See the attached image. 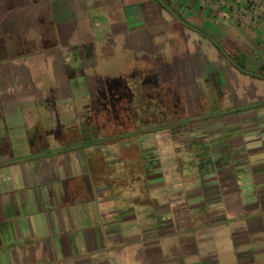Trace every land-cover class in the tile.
<instances>
[{"label": "crops", "instance_id": "0c3cea01", "mask_svg": "<svg viewBox=\"0 0 264 264\" xmlns=\"http://www.w3.org/2000/svg\"><path fill=\"white\" fill-rule=\"evenodd\" d=\"M148 75L181 119L102 140ZM0 264H264V0H0Z\"/></svg>", "mask_w": 264, "mask_h": 264}, {"label": "trees", "instance_id": "16d2710c", "mask_svg": "<svg viewBox=\"0 0 264 264\" xmlns=\"http://www.w3.org/2000/svg\"><path fill=\"white\" fill-rule=\"evenodd\" d=\"M215 44L234 65L243 71L222 44L219 42H215ZM153 77L148 75L142 77L144 80H132L131 96L128 95L127 88L124 87L126 84L121 85L119 97L112 98L109 94L105 95L99 107L101 109L99 117L101 132L99 135L102 140H133L136 142L140 136L169 127L181 119H177L169 113L176 103L166 94L170 92V89H167L166 86L164 88ZM95 119L97 118L95 117ZM184 122L182 121V123Z\"/></svg>", "mask_w": 264, "mask_h": 264}, {"label": "rangeland", "instance_id": "374dc122", "mask_svg": "<svg viewBox=\"0 0 264 264\" xmlns=\"http://www.w3.org/2000/svg\"><path fill=\"white\" fill-rule=\"evenodd\" d=\"M156 1V0H155ZM187 23H190V22H187ZM190 26H192L193 24H189ZM176 25H172L170 24L168 27H167V23L163 25L164 27V33H162V30L161 28H159L158 30V33L156 35H159V39L162 41H164V44L168 45V47H170L174 54H177V55H181V54H184L186 53V50L188 49V44H187V41L186 39L183 37V35H178V33L180 32L179 30L177 31V29L175 28ZM163 36V38H161ZM136 38V37H134ZM238 40V39H236ZM186 41V42H185ZM239 42V40H238ZM220 43L224 46H226L228 48V50H230V54L235 58V61L242 65V66H246L244 63H246V61L248 62V60H246V57L247 55H245V52L247 51V46H245V44L242 42H239V44H243L241 47L239 46V49L238 51L236 52V49H233V47L231 45H227L226 44V41H225V38H221L220 40ZM238 48V47H236ZM235 50V51H234ZM183 56V55H181ZM224 57H227L226 54L223 55ZM228 58V57H227ZM230 60V59H229ZM243 60V61H241ZM248 64V63H247ZM119 65L118 63H114V69L116 68V66ZM249 65V64H248ZM210 68V67H209ZM240 77V76H239ZM238 77V78H239ZM112 80H105L104 78H101L102 80H96V82L98 83L97 84V87H99L100 85L103 87L105 86L104 90L102 89V93H104L105 91L106 92H110V91H113L112 93H109L110 96L112 97H119L120 94H119V90L121 88V80H117V76H112L111 77ZM237 78V79H238ZM240 81L241 80H250L249 78H240L239 79ZM131 80H128V83L126 85H124L125 88H127V92H128V95H132V88H131V83H130ZM183 81L185 80H181V82L183 83ZM187 81V80H186ZM127 82V81H126ZM242 82V81H241ZM240 82V83H241ZM206 97H211V91H206ZM209 93V95H208ZM211 93V94H210ZM105 95V94H104ZM168 96H170L173 100V102L175 101V96L172 92H168L167 94ZM186 95V94H185ZM102 100H104V96L102 94ZM98 100H100V98H98ZM219 109V108H218ZM211 111L208 110V112H205V113H210Z\"/></svg>", "mask_w": 264, "mask_h": 264}]
</instances>
